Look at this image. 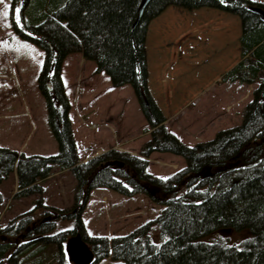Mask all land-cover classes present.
<instances>
[{
  "label": "trees",
  "instance_id": "1",
  "mask_svg": "<svg viewBox=\"0 0 264 264\" xmlns=\"http://www.w3.org/2000/svg\"><path fill=\"white\" fill-rule=\"evenodd\" d=\"M141 0H12L20 22L11 27L23 40L43 50L37 77L44 97L47 125L58 151L25 155L0 147V183L13 170L16 197L36 195L34 207L0 228V264H44L49 243L63 263V244L79 233L102 259L123 264H264V19L249 6L252 0H149L138 17ZM186 10L212 7L240 19V59L223 81L255 83L240 123L221 129L206 141L183 143L167 130L165 117L147 88L145 38L149 22L166 7ZM79 52L104 72L114 87L129 84L151 126L140 157L109 149L79 162L68 116L69 102L61 79L65 57ZM183 157L185 166L166 180L146 172L152 152ZM53 165L68 168L75 180L68 207L44 204L42 181ZM115 166V167H114ZM107 187L125 196L142 193L164 205L154 219L114 236H87L81 212L89 193ZM2 195L0 192V207ZM41 210L43 216H37ZM68 219L71 228L51 233L55 222ZM154 229L159 241L152 240ZM20 242V243H19Z\"/></svg>",
  "mask_w": 264,
  "mask_h": 264
},
{
  "label": "rangeland",
  "instance_id": "2",
  "mask_svg": "<svg viewBox=\"0 0 264 264\" xmlns=\"http://www.w3.org/2000/svg\"><path fill=\"white\" fill-rule=\"evenodd\" d=\"M252 1L264 3V0ZM10 2L5 0V4H0V10L7 6L8 11L7 17L0 18V147L15 150L17 155L53 154L58 151V146L47 125L45 100L36 79L41 69L43 51L14 35L10 29ZM172 10L174 15L162 14L148 24L145 38L146 83L155 104L165 117L164 127L183 143L195 145L211 139L221 129L240 123L243 109L251 100L258 83L238 84L222 80L228 68L225 66L239 59L237 41L240 19L236 14L226 12L238 17L237 21L229 20L228 27L222 26L220 21L223 18L213 16L217 19L216 23L213 22L217 24L214 30L207 28L208 22L206 25L192 22L193 13L180 7H173ZM194 27H201V33L192 31ZM217 30H222V33L213 36L214 41L208 42L203 36L206 31L214 34ZM221 56H225L223 60ZM93 67V61L83 60L77 52L68 54L61 67V78L71 102L69 118L79 162L84 163L109 149L140 157L141 146L150 139L151 126L142 114L132 87L124 84L110 88L107 74L92 73L90 69ZM93 74L102 91L89 98L86 104L90 109L88 112L84 108L79 109L71 98L73 89L76 91L79 87L80 95L89 90L90 96L95 82ZM145 160L146 172L162 180L169 179L185 165L183 157L170 152L155 151ZM14 172L0 183V228L19 213L34 207L37 198L34 194L15 196L17 179ZM41 184L46 189L44 204L56 208L70 206L75 180L68 168L53 165ZM94 190L89 206L86 202L81 212L87 236L100 235L111 239L125 235L156 218L164 209V205L154 203L146 195L147 207L144 201H139L144 198L129 199L127 197L131 196L119 193L116 197L104 196L115 192L107 187H96ZM36 215L43 216L41 210H37ZM71 226L68 219L58 220L51 233H55L57 238L59 231ZM152 240L159 241L156 229ZM47 248L49 256L44 264H61L57 255L52 257L56 244L49 243ZM62 260V264H73L64 253ZM97 264L123 262L106 257Z\"/></svg>",
  "mask_w": 264,
  "mask_h": 264
},
{
  "label": "crops",
  "instance_id": "3",
  "mask_svg": "<svg viewBox=\"0 0 264 264\" xmlns=\"http://www.w3.org/2000/svg\"><path fill=\"white\" fill-rule=\"evenodd\" d=\"M187 12H190L191 14L193 13V15H194V18H193V21L192 22H194V23H196V22H198V23H202L203 25H206L207 24V22H208V25H207V28L208 27H212L214 30L217 28V24H215L216 23V20L217 19H214L213 18V16H217V18L218 19H221V18H223V21H220L221 23H222V26H227L228 27V24H229V20L231 21H237L238 19L236 18V17H234V16H232L233 14H229V13H226V12H224V11H221V10H218V9H215V8H208V7H202V8H198V9H193V10H190V11H187ZM162 14H167L168 16L171 14V15H174V12H173V10H171L169 7L168 8H166L165 9V11L162 13ZM161 14V15H162ZM160 15V16H161ZM160 16H158V17H160ZM157 17V18H158ZM157 18H155V19H157ZM155 19H153V20H155ZM201 19V20H200ZM210 20H211V22H210ZM213 22H215V23H213ZM238 26H239V29H240V31H239V37H240V34H241V25H240V20H239V22H238ZM192 31H194V32H196V34H199V33H201V31H202V28L201 27H194L193 29H192ZM216 33H214V34H211L209 31H206V34H204L203 36H206V40L208 41V42H210L211 40H213L214 41V37L213 36H215V35H218V34H221L222 33V30L221 31H215ZM195 34V35H196ZM239 37H238V41H237V43H238V45H239V55H238V58L240 59V43H239ZM202 38V37H201ZM224 57L225 56H221V58H222V60L224 59ZM239 59L235 62V63H237L238 61H239ZM234 63V64H235ZM234 64H232V65H226L225 67L227 68H231ZM216 67V66H215ZM215 67L213 68V70L215 69ZM228 68H227V70H228ZM223 69H224V67H223ZM94 70V67L92 68V69H90V71H93ZM226 70V71H227ZM94 78V89H93V91H92V93L90 94V96H89V90L87 91H85L82 95H80L79 96V104H78V106H79V109L81 108V109H86V111H88V112H90V109L89 108H87V106H86V104L88 103V101H89V98H91L92 96H94L95 94H97V93H100L101 91H102V89H100L99 88V85H98V81H97V79H96V77L94 76L93 77ZM234 83H238V84H241L240 82H238V81H234ZM257 86V85H256ZM91 91V90H90ZM80 112V111H79ZM78 112V113H79ZM80 115H81V112L79 113ZM79 152H80V150H79ZM46 190V189H45ZM106 190V189H105ZM95 190L93 189L91 192H90V196H89V199H88V202H87V205L89 206V202H90V199H91V197H92V194H93V192H94ZM105 193V192H104ZM118 193H113V194H110V195H108V194H106V195H104V196H113V197H116V196H118L117 195ZM116 195V196H115ZM104 196H103V198H104ZM137 197H140V198H144L145 200H143V199H140L139 201L142 203L143 201L146 203V207H147V203H148V200L146 199V196L144 195H142V194H136V195H133V196H131V197H127V198H129V199H131V198H137ZM125 199H126V197H125ZM147 201V202H146ZM141 203H139V205L141 204ZM136 204V203H135ZM134 208V207H133ZM87 211V210H86Z\"/></svg>",
  "mask_w": 264,
  "mask_h": 264
},
{
  "label": "water",
  "instance_id": "4",
  "mask_svg": "<svg viewBox=\"0 0 264 264\" xmlns=\"http://www.w3.org/2000/svg\"><path fill=\"white\" fill-rule=\"evenodd\" d=\"M149 0H141L138 7V17L141 15L145 5ZM249 9L260 15L264 19V11L256 5L249 6ZM65 253L68 260L74 264H91L94 259L93 250L81 238L79 233L70 236L64 245Z\"/></svg>",
  "mask_w": 264,
  "mask_h": 264
},
{
  "label": "snow or ice",
  "instance_id": "5",
  "mask_svg": "<svg viewBox=\"0 0 264 264\" xmlns=\"http://www.w3.org/2000/svg\"><path fill=\"white\" fill-rule=\"evenodd\" d=\"M223 2H224V0H221V3H223ZM0 4H5V0H0ZM6 7H5L4 10H0V18H5V17L8 16V11L6 10ZM15 13H16V17H15L16 23H17V25H19L20 24V20H21L20 15H19L20 8L17 7L15 9ZM163 179H167V178H163Z\"/></svg>",
  "mask_w": 264,
  "mask_h": 264
}]
</instances>
